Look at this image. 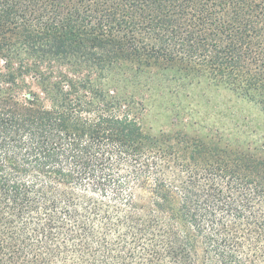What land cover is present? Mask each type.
<instances>
[{
  "label": "trees",
  "instance_id": "1",
  "mask_svg": "<svg viewBox=\"0 0 264 264\" xmlns=\"http://www.w3.org/2000/svg\"><path fill=\"white\" fill-rule=\"evenodd\" d=\"M154 67L264 108V0H0V264H264V150L145 133Z\"/></svg>",
  "mask_w": 264,
  "mask_h": 264
},
{
  "label": "rangeland",
  "instance_id": "2",
  "mask_svg": "<svg viewBox=\"0 0 264 264\" xmlns=\"http://www.w3.org/2000/svg\"><path fill=\"white\" fill-rule=\"evenodd\" d=\"M175 69L162 72V67H154L145 73L125 74L120 94L142 104L145 133L176 142L187 136L264 150L261 105L205 77L196 81L181 78Z\"/></svg>",
  "mask_w": 264,
  "mask_h": 264
}]
</instances>
